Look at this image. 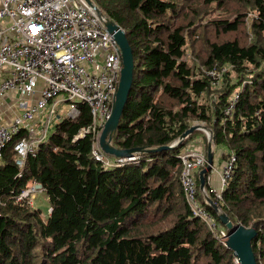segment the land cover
Returning a JSON list of instances; mask_svg holds the SVG:
<instances>
[{"label": "trees", "instance_id": "1", "mask_svg": "<svg viewBox=\"0 0 264 264\" xmlns=\"http://www.w3.org/2000/svg\"><path fill=\"white\" fill-rule=\"evenodd\" d=\"M125 30L134 51L132 87L112 139L143 147L136 158L105 166L92 154L90 106L56 125L15 162L17 134L0 165V264H237L233 250L193 215L184 196L179 154L211 132L216 152L237 155L221 209L235 223H257L252 247L264 264V0H94ZM230 65L213 85L207 71ZM238 92L232 113L225 114ZM168 146L161 150L150 149ZM199 198L217 201L206 175ZM33 181L47 192L50 214L16 202Z\"/></svg>", "mask_w": 264, "mask_h": 264}, {"label": "built area", "instance_id": "2", "mask_svg": "<svg viewBox=\"0 0 264 264\" xmlns=\"http://www.w3.org/2000/svg\"><path fill=\"white\" fill-rule=\"evenodd\" d=\"M121 68V50L105 18L86 0H0V165L7 144L23 133L14 143L15 162L22 167L58 123L80 114L81 101L90 106L93 122L82 127L75 139L92 133V154L105 166L135 159L136 155L111 160L99 142L112 112ZM228 69L230 65L207 71L212 84L220 83ZM238 96V92L232 96L226 115L232 113ZM9 110L12 116L3 120ZM206 131L210 137V130ZM179 157L183 163L180 181L193 215L226 245L227 228H220L198 195L196 172L208 164L206 146L191 140ZM236 161V153L229 152L221 170L213 165L210 171L219 174L220 185L213 189L219 207ZM43 190L40 182L33 181L16 202L32 206V195Z\"/></svg>", "mask_w": 264, "mask_h": 264}, {"label": "water", "instance_id": "3", "mask_svg": "<svg viewBox=\"0 0 264 264\" xmlns=\"http://www.w3.org/2000/svg\"><path fill=\"white\" fill-rule=\"evenodd\" d=\"M87 3L96 10L99 16L105 18V25L110 34L113 35L122 54V68L118 88L114 96L113 108L110 117L106 120L100 133L99 142L103 151L107 154H113L117 158H132L136 152L144 150L143 147L118 148L113 145L112 139L116 133L123 109L128 99L134 77V51L128 39L126 30L116 21L107 16L101 7L94 0H86ZM203 125L194 124L181 135V139L187 137L196 129L203 128ZM168 146H160L150 149L152 151L161 150ZM215 152L212 147V141L209 139L207 147L208 164L199 171L200 187L203 190L206 183V175L212 170L214 165ZM208 203L217 211L221 223L227 227L225 237L226 245L231 248L237 257L238 264H258L252 247V239L256 235L257 223L251 227H246L242 223L235 224L230 216L220 210L212 197L207 195Z\"/></svg>", "mask_w": 264, "mask_h": 264}, {"label": "rangeland", "instance_id": "4", "mask_svg": "<svg viewBox=\"0 0 264 264\" xmlns=\"http://www.w3.org/2000/svg\"><path fill=\"white\" fill-rule=\"evenodd\" d=\"M194 124H200V125H203L204 127L198 129L197 136L194 137L192 140L197 139V140L201 141L202 144H204L206 146V148H207L208 146H207L206 140L204 139V135H206L207 138L209 137L208 136V133L206 131V129H207L206 127L207 126L204 123L199 122V121H196ZM210 137H211V135H210ZM215 149H216V152H215V156H214V166L218 170V169H220V165L223 164L224 158H222L223 157L222 154H223V152H226L227 146L225 144H221L220 146H217V148H215ZM107 157H109L111 160H115L117 158L113 154H107ZM211 174L213 176V177L211 176L212 177L211 178V181H212V183L214 185H216L215 183H217V182L215 181V177L214 176L217 175L218 173L217 172H214V173H211ZM218 181H220L219 178H218ZM219 185H220V182L218 183L217 186H213L212 185V189L213 188L218 189ZM31 199H32V201L34 203L33 206L34 207H37V208H40L41 209V212H42V216L44 218H46L50 214V211H51V202H50V199H49V196H48L47 192L45 190H43L41 192L38 191V192H36V193H34L32 195ZM219 226H220V228H223V229H226L227 228L222 223H220ZM236 262H237V260H236ZM237 264H238V262H237Z\"/></svg>", "mask_w": 264, "mask_h": 264}, {"label": "crops", "instance_id": "5", "mask_svg": "<svg viewBox=\"0 0 264 264\" xmlns=\"http://www.w3.org/2000/svg\"><path fill=\"white\" fill-rule=\"evenodd\" d=\"M0 114H1V113H0ZM12 114H13V112L9 110L8 113H6V114L3 115V120H8V119H10V117L12 116ZM224 160H225V158H224ZM223 164H224V161H223ZM223 164H222V165H223ZM222 165H220V170H221ZM220 170H218V171H220ZM212 177H213V176H212ZM212 177H211V178H212ZM214 177H215V181H216L217 183H215L216 185H214V184L212 183V181H211V184H212L213 186H217L218 183L220 182V181H218L219 174L215 175ZM213 182H214V181H213ZM213 189H215V188H213Z\"/></svg>", "mask_w": 264, "mask_h": 264}]
</instances>
